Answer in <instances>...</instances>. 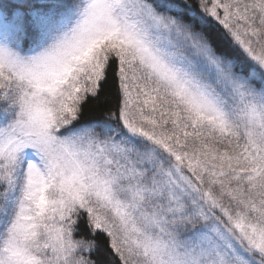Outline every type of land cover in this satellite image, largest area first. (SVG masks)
<instances>
[{
    "label": "snow or ice",
    "instance_id": "1",
    "mask_svg": "<svg viewBox=\"0 0 264 264\" xmlns=\"http://www.w3.org/2000/svg\"><path fill=\"white\" fill-rule=\"evenodd\" d=\"M0 264H264V0H0Z\"/></svg>",
    "mask_w": 264,
    "mask_h": 264
},
{
    "label": "trees",
    "instance_id": "2",
    "mask_svg": "<svg viewBox=\"0 0 264 264\" xmlns=\"http://www.w3.org/2000/svg\"><path fill=\"white\" fill-rule=\"evenodd\" d=\"M115 89L111 86V79L108 83L101 85L100 92L97 97H89L88 101L83 105L81 120L101 119L109 111L114 110ZM80 235L87 236V229L83 222L80 225ZM101 249L105 247L106 240L100 235L96 237Z\"/></svg>",
    "mask_w": 264,
    "mask_h": 264
}]
</instances>
